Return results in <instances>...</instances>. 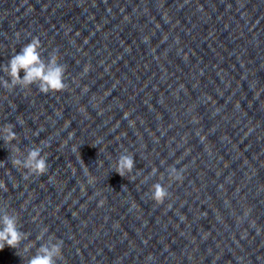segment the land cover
<instances>
[{"label": "water", "instance_id": "1", "mask_svg": "<svg viewBox=\"0 0 264 264\" xmlns=\"http://www.w3.org/2000/svg\"><path fill=\"white\" fill-rule=\"evenodd\" d=\"M33 37L68 89L0 87V126L21 151L48 145L47 174L25 181L0 140V206L28 241L47 227L57 264H264V0H0V65ZM125 149L134 181L111 167ZM170 166L183 180L157 206ZM34 253L6 246L0 264Z\"/></svg>", "mask_w": 264, "mask_h": 264}, {"label": "clouds", "instance_id": "2", "mask_svg": "<svg viewBox=\"0 0 264 264\" xmlns=\"http://www.w3.org/2000/svg\"><path fill=\"white\" fill-rule=\"evenodd\" d=\"M43 51L40 39L38 37H33L30 42L26 43L18 53L14 54L8 60L6 65H0V72L4 73L7 77V79L0 77V87L9 94L12 93L14 89L18 88L23 91L25 96L30 94L33 86H35L41 94L54 95L67 90L68 85L65 83L66 66L60 63L61 57L58 55L57 50L53 49L49 52L47 58L44 57ZM88 70L86 66L83 71L87 73ZM21 73L23 74L22 76ZM79 111L85 113V109L82 107ZM124 115L127 117L128 113L126 112ZM193 121L196 122L195 118H193ZM19 123L23 124V121L19 120ZM129 123L130 125L132 124L131 121ZM65 126H67V122ZM13 128L14 126L10 123L0 126V140L7 146V151L9 153L8 159L12 167L22 174V178L25 181H28L32 177L38 178L47 174L48 154L43 152V149L47 148L48 145L44 143V141H41L40 145L33 144L30 148H25L21 151L18 147L20 137L14 132ZM33 135H35V133H33ZM71 135L70 133L69 138H71ZM197 135H199V132H197ZM200 139L203 141L204 137L201 136ZM95 143H99V141ZM41 145L43 147H41ZM63 146L62 144L61 147ZM92 146H95V144ZM72 151H77L75 146L72 148ZM78 159L80 160V157H78ZM80 162L83 175L87 178V184L89 186L94 185L96 183V178L90 174L83 162ZM163 163L164 162L161 161V164ZM97 166L103 167V161L97 162ZM111 167L119 176L122 178L127 177L129 181H134L137 176H139L138 172L136 175H132L135 164L133 155L128 152L127 149L118 156ZM72 171L75 173V168H73ZM166 171L168 173V183L162 184L161 182H156L153 183L149 189V199L157 206L161 205L165 199L169 198L170 193L168 192V187L173 182L178 183L183 180L182 172L184 169L178 171L175 167L170 166ZM156 173L157 169L153 167L149 175L145 176L140 183H145L151 176L156 175ZM164 179V175L160 174L158 180L163 181ZM0 189L7 191L3 182H0ZM80 191L82 194L85 191L83 184L80 185ZM99 194V192L96 193V195ZM103 204L104 200H100L98 206H102ZM132 207L135 208L136 205L133 204ZM248 211L249 210H245L244 216L248 215ZM181 219H183V217H181ZM35 220L36 217H33L34 222ZM239 222L240 218L238 217L237 223ZM21 227L22 225L20 224L18 213L10 211L7 202H5L3 206H0V250L6 246L10 247L17 250V254L24 259V254L29 253L30 250L35 248V253L27 257L26 264H57L58 261H63V241L55 238L53 235H47V239H44L48 233L47 227L40 229L34 241H28L30 234L22 232L20 230ZM24 241L28 242L23 243ZM37 242H40L38 248L36 247ZM22 243L23 248L21 249ZM148 259H151V257H148Z\"/></svg>", "mask_w": 264, "mask_h": 264}]
</instances>
